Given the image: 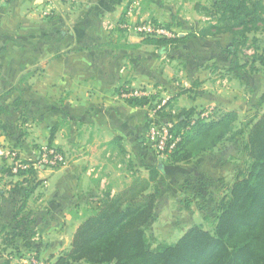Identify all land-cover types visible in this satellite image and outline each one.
Here are the masks:
<instances>
[{
  "label": "crops",
  "instance_id": "obj_1",
  "mask_svg": "<svg viewBox=\"0 0 264 264\" xmlns=\"http://www.w3.org/2000/svg\"><path fill=\"white\" fill-rule=\"evenodd\" d=\"M197 5L202 3L0 0V264H44L69 248L88 196L115 195L119 179L124 186L147 179L148 128L160 120L147 107L129 106L119 94L123 88L158 96L157 108L165 101L187 109L219 105V96L185 98L182 89L197 80L199 59L214 63L203 58L216 54L208 41L229 35L190 39L205 46L180 44L163 55L151 46L119 47L144 38L122 24L151 23L178 37L186 35L178 29L197 32L207 20ZM177 63L184 66L173 78ZM44 149L61 153L66 163L23 175L11 171L10 152L32 163Z\"/></svg>",
  "mask_w": 264,
  "mask_h": 264
},
{
  "label": "trees",
  "instance_id": "obj_2",
  "mask_svg": "<svg viewBox=\"0 0 264 264\" xmlns=\"http://www.w3.org/2000/svg\"><path fill=\"white\" fill-rule=\"evenodd\" d=\"M196 10L207 18L197 32L182 37L145 36L138 45L119 47L151 46L163 55L190 39L229 35L236 50L227 52L246 47L251 51L246 62L250 70H255V64L264 65V0H215L209 6L197 5ZM161 102L156 95L126 99L131 107H147L157 119H175L168 130L172 140L166 143L164 159L152 156L147 179L136 177L113 196L103 192L97 206L81 215L69 248L44 264H264V112L240 120L235 111L213 109L201 117L193 108L174 114L171 101L157 108ZM263 104L264 89L258 99V105ZM56 130H51L50 140ZM243 136L244 167L221 200L210 206L211 228L194 226L173 244L152 246L146 226L156 211L160 180L173 178L175 170L181 173V165L213 151L222 140Z\"/></svg>",
  "mask_w": 264,
  "mask_h": 264
},
{
  "label": "rangeland",
  "instance_id": "obj_3",
  "mask_svg": "<svg viewBox=\"0 0 264 264\" xmlns=\"http://www.w3.org/2000/svg\"><path fill=\"white\" fill-rule=\"evenodd\" d=\"M199 2L204 6L210 5L209 0H199ZM177 32L188 34L185 29H178ZM174 36L177 35H171V37ZM192 44V41L189 40L180 46H205L195 42ZM208 45L215 46L214 51L216 54L208 53L203 58L214 59V63L199 59L197 66L201 71L197 80L192 79L191 82H187L185 89L182 90L183 94H188L184 96L185 98H189V93L193 94L194 97H199V99L219 96L214 97L220 98L219 105H207L206 107V105L198 103L195 108L196 112L207 113V116H209L213 109H219L222 112L235 111L238 113L240 120L263 113L264 104L262 106L258 105V99L261 95L258 88L261 89L264 84V65L255 64L253 67L255 70L251 71L250 66L246 63L247 56L251 54V51L246 47H240L237 49V53L227 52L228 48L236 50V45L231 37L223 36L211 39V41H208ZM248 45L249 43L246 46ZM218 48H220V51H217ZM107 49L110 50L111 48ZM125 50L130 51L129 48H125ZM182 55H184V52H182ZM180 66H184V64L177 63L172 67L173 78L177 74V76H180ZM188 73L187 71L182 76ZM199 79L204 80L203 82L207 81L206 87L198 82ZM179 90H181L180 87ZM224 99L230 101L232 99L234 104L230 105L226 101L222 102ZM174 107V114H178V109L184 108L178 107V105ZM174 122L175 119L170 121L160 120L153 123L160 126L166 124L172 126ZM147 140L151 155L155 156L154 145L149 141L148 134ZM243 142L244 136L232 141L224 139L213 151L202 153L186 165H181V173L177 174L175 170V172L173 171V178L160 180L158 185L160 194L156 201V211L154 217L146 226V236L152 246L160 243L173 244L188 229L194 226L204 229L211 228L213 215L209 211L210 206L221 200L234 182L237 173L244 167L246 153L243 149ZM116 187L118 192L125 187L121 179L118 180ZM101 195L88 196L86 201H89V203L86 202L82 205L79 208V213L82 215L86 209L95 208L102 199ZM205 217H207V220Z\"/></svg>",
  "mask_w": 264,
  "mask_h": 264
},
{
  "label": "built area",
  "instance_id": "obj_4",
  "mask_svg": "<svg viewBox=\"0 0 264 264\" xmlns=\"http://www.w3.org/2000/svg\"><path fill=\"white\" fill-rule=\"evenodd\" d=\"M120 28L126 31H130L131 33L140 36H152L155 38L160 37H171V34L168 33L163 28L155 27L151 23H140L138 25H128L122 24ZM145 92L141 90H132L128 94L123 93V98L130 97H141L145 96ZM201 117H207V113L202 114ZM171 125H156L153 121L150 122L148 128V139L154 145L155 154L158 159H164L163 151L169 140H172V137L168 134V130ZM173 143L169 146L172 148ZM11 171L14 173H18L19 171H26L29 168H39L40 166L46 167H57L64 164V157L61 153L57 152L53 149H44L40 152L38 159L32 163H27L22 161L16 152H10L8 154Z\"/></svg>",
  "mask_w": 264,
  "mask_h": 264
}]
</instances>
